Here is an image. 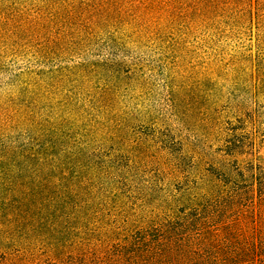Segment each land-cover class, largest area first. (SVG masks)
<instances>
[{"label":"trees","instance_id":"1","mask_svg":"<svg viewBox=\"0 0 264 264\" xmlns=\"http://www.w3.org/2000/svg\"><path fill=\"white\" fill-rule=\"evenodd\" d=\"M254 26L264 0H0V264H264V166L230 130L197 173L143 108L148 55L177 77Z\"/></svg>","mask_w":264,"mask_h":264},{"label":"rangeland","instance_id":"2","mask_svg":"<svg viewBox=\"0 0 264 264\" xmlns=\"http://www.w3.org/2000/svg\"><path fill=\"white\" fill-rule=\"evenodd\" d=\"M217 33L214 42L201 37L190 42L194 54L183 75H171L169 57H146L154 70L143 108L170 123L200 164L197 173L220 164L221 136L230 130L246 147L247 161L264 166V46L259 42L264 27H249L241 39ZM217 59L215 67H221L213 70ZM240 100L251 102L247 112L239 109Z\"/></svg>","mask_w":264,"mask_h":264}]
</instances>
